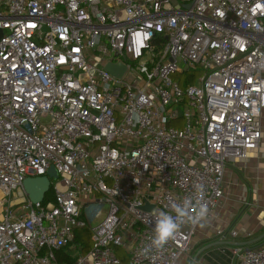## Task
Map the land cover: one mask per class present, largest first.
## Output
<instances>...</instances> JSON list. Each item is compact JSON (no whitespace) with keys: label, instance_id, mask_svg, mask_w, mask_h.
Wrapping results in <instances>:
<instances>
[{"label":"built area","instance_id":"obj_1","mask_svg":"<svg viewBox=\"0 0 264 264\" xmlns=\"http://www.w3.org/2000/svg\"><path fill=\"white\" fill-rule=\"evenodd\" d=\"M263 113L264 0H0V264H178L199 225L156 250L157 214L211 219ZM233 259L264 264V245Z\"/></svg>","mask_w":264,"mask_h":264},{"label":"crops","instance_id":"obj_2","mask_svg":"<svg viewBox=\"0 0 264 264\" xmlns=\"http://www.w3.org/2000/svg\"><path fill=\"white\" fill-rule=\"evenodd\" d=\"M262 128L259 148L246 159L227 163L223 179L224 197L213 217L198 226L191 254L183 257L180 264H192L200 249L217 243L224 245L205 251L196 264H236L233 259L235 249H253L264 245V113ZM218 231H234L236 237L222 240ZM255 240L259 241L250 246H240Z\"/></svg>","mask_w":264,"mask_h":264},{"label":"clouds","instance_id":"obj_3","mask_svg":"<svg viewBox=\"0 0 264 264\" xmlns=\"http://www.w3.org/2000/svg\"><path fill=\"white\" fill-rule=\"evenodd\" d=\"M171 210V213L160 211L156 216L151 240V246L156 250L163 249L169 241L174 240L183 225H201L209 215L206 204L201 203L198 207H193L188 201L183 204L173 203Z\"/></svg>","mask_w":264,"mask_h":264},{"label":"water","instance_id":"obj_4","mask_svg":"<svg viewBox=\"0 0 264 264\" xmlns=\"http://www.w3.org/2000/svg\"><path fill=\"white\" fill-rule=\"evenodd\" d=\"M105 70L111 74L112 76L116 77L117 79H120L126 72V67L123 63H116V64H108L105 67ZM57 180L58 175L54 168H51L47 177H41V178H28L23 183V190L29 199V201L33 204L41 203L43 202L45 195L50 190V180ZM152 209L149 205H145L142 210L145 212H149ZM260 240V239H259ZM259 240L251 241L248 243H244L240 246L246 247L250 246L254 243H257ZM229 245H233L231 243H227ZM216 245H224L223 243H217L213 245L206 246L202 249H200L194 256L192 264H196L199 256L203 254L205 251L209 250L212 247H215ZM234 246V245H233ZM237 246V245H235Z\"/></svg>","mask_w":264,"mask_h":264},{"label":"trees","instance_id":"obj_5","mask_svg":"<svg viewBox=\"0 0 264 264\" xmlns=\"http://www.w3.org/2000/svg\"><path fill=\"white\" fill-rule=\"evenodd\" d=\"M180 78V77H179ZM178 77H176V79H179ZM183 86H185V82H182ZM48 200H52V192L50 191L49 195L46 198V201ZM77 236H76V242L78 244H82L84 247V252L89 250V243L91 242V235L88 232L87 229L85 230H80L77 231ZM62 259H64L63 257H60L59 260L62 261ZM67 260V259H66Z\"/></svg>","mask_w":264,"mask_h":264},{"label":"rangeland","instance_id":"obj_6","mask_svg":"<svg viewBox=\"0 0 264 264\" xmlns=\"http://www.w3.org/2000/svg\"><path fill=\"white\" fill-rule=\"evenodd\" d=\"M54 181H56V180H54ZM93 225H96V223H94ZM91 245V242L89 243V246ZM191 245H192V247H193V244L191 243ZM192 247H191V249H192ZM191 249H190V252L186 255V256H188L189 254H191ZM185 256V257H186ZM125 256H123L122 258H124ZM189 257V256H188ZM181 261V260H180ZM180 261L178 262V264H180Z\"/></svg>","mask_w":264,"mask_h":264},{"label":"bare ground","instance_id":"obj_7","mask_svg":"<svg viewBox=\"0 0 264 264\" xmlns=\"http://www.w3.org/2000/svg\"><path fill=\"white\" fill-rule=\"evenodd\" d=\"M2 197V194L0 193V198Z\"/></svg>","mask_w":264,"mask_h":264}]
</instances>
